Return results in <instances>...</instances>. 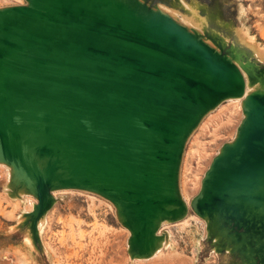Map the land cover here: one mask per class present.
I'll list each match as a JSON object with an SVG mask.
<instances>
[{
  "label": "water",
  "instance_id": "1",
  "mask_svg": "<svg viewBox=\"0 0 264 264\" xmlns=\"http://www.w3.org/2000/svg\"><path fill=\"white\" fill-rule=\"evenodd\" d=\"M214 23L198 29L151 0L0 7V164L9 189L36 200L25 214L34 243L53 193L80 190L114 206L131 259L150 258L161 225L190 209L243 264H264V77ZM238 98L234 138L188 206L187 141Z\"/></svg>",
  "mask_w": 264,
  "mask_h": 264
},
{
  "label": "rangeland",
  "instance_id": "2",
  "mask_svg": "<svg viewBox=\"0 0 264 264\" xmlns=\"http://www.w3.org/2000/svg\"><path fill=\"white\" fill-rule=\"evenodd\" d=\"M151 1L198 29L215 22L216 35L233 36L240 52H253L259 77H264V0ZM18 4L24 0H0V7ZM240 104V98L222 102L189 137L180 168L188 206L211 159L234 138L243 117ZM8 178L9 168L0 169V264H243L231 247L208 235L205 221L190 209L180 221L161 225L157 234H165V240L150 258L131 259L129 232L117 220L114 206L80 190L53 193L55 202L39 222L34 243L25 214L36 200L11 191Z\"/></svg>",
  "mask_w": 264,
  "mask_h": 264
},
{
  "label": "bare ground",
  "instance_id": "3",
  "mask_svg": "<svg viewBox=\"0 0 264 264\" xmlns=\"http://www.w3.org/2000/svg\"><path fill=\"white\" fill-rule=\"evenodd\" d=\"M5 168L8 169L7 166H5L3 164H0V169H5ZM181 168H182V166H181ZM180 177H182V172H180ZM180 177H179V182H180V185H179L180 195H181L182 199L184 200V202L186 203V194H185V191L183 189V183H182ZM87 197L89 198V196H87ZM76 235H78V234H76Z\"/></svg>",
  "mask_w": 264,
  "mask_h": 264
}]
</instances>
